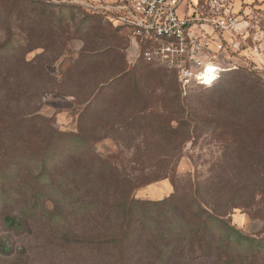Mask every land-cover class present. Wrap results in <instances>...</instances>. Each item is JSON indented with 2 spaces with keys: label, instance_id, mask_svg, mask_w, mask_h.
<instances>
[{
  "label": "rangeland",
  "instance_id": "1",
  "mask_svg": "<svg viewBox=\"0 0 264 264\" xmlns=\"http://www.w3.org/2000/svg\"><path fill=\"white\" fill-rule=\"evenodd\" d=\"M0 1V42L7 41L8 27L11 35L9 48L3 50V54L14 53L16 58L23 53L25 60L31 63L26 96L32 100L33 111L47 118V124L59 133L86 135L89 139L84 145L86 152L106 159L110 167L118 171L119 178H129L126 174L148 176L150 172L161 170L165 163L167 166L173 164V183L169 177L148 183L138 179L136 183H143L132 191L137 199L160 200L173 192L183 196L194 182L201 185L210 182L211 186L223 166H233L240 173L239 186L225 188L227 177L220 180L225 188L220 201L234 200L236 203L224 218L244 235L255 238L260 243L259 255H264V196L254 197L251 193L255 187H264V180L257 178L258 173L262 176L264 172V112L254 108L243 115L239 111L228 115L223 107L208 102L225 96L223 91L228 86L224 82L228 76H222L212 86L193 85L189 92H179L173 71L146 63L148 61L139 57L127 29L112 24L104 14L88 5L75 0L21 1L6 21L3 2H7ZM218 2L223 11L237 17L238 30L229 33L227 54L231 61L244 66L224 73L234 71L230 75H240L242 82L251 79L262 83L264 0ZM27 37L31 49L26 51ZM126 72L127 78L120 82L118 78ZM241 88L234 96L237 93L242 96L238 100L240 104H251ZM132 89L135 95L128 101ZM92 97L96 98L97 105L91 104ZM107 97L111 106L106 113L102 106ZM203 100L208 102L206 106L199 103ZM179 118L192 121L189 126L192 137L182 145L174 137L173 141L160 139L162 133L153 130L155 127H145L147 124H176ZM30 121L26 125L33 126ZM227 122H237L233 135L223 125ZM11 126L7 131L10 139L0 141V165L4 156L19 152L28 144L18 139L14 124ZM153 131L156 138L151 137ZM32 140L29 146L37 141ZM64 148L59 146V156L50 164L60 180L54 186H60L58 190L62 193L63 169L75 168V160L63 168V157L69 153V149ZM229 156L236 157L232 164L227 160ZM19 178L21 183L26 182L20 184L22 192L28 194L26 188H33L32 179ZM50 183L44 181L39 189L35 186L33 189L38 193L43 190L42 194L52 197V202L45 203L50 211L55 204L62 211L49 219L50 222L44 218L40 220L37 214L31 221L29 233L12 231L2 221L4 214L21 207L24 200L16 198L17 204L9 205L0 201V239L7 238L11 250L16 253L9 264H111L90 250L67 253L63 233L68 228L82 234L94 231L91 222L85 226L79 217L69 218L63 224V203L58 202V191H48ZM235 188L237 193L229 190ZM6 191L7 182L0 181V194ZM256 191L259 193L260 189ZM213 200L210 199V203ZM42 202L44 197L36 196L35 203L42 205ZM37 210L40 211L39 207ZM0 264H5L2 258Z\"/></svg>",
  "mask_w": 264,
  "mask_h": 264
},
{
  "label": "trees",
  "instance_id": "2",
  "mask_svg": "<svg viewBox=\"0 0 264 264\" xmlns=\"http://www.w3.org/2000/svg\"><path fill=\"white\" fill-rule=\"evenodd\" d=\"M21 1L27 0L3 2L6 21L9 20L14 6L22 3ZM8 34L7 41L0 42V141L2 138L10 139L7 131L12 129L13 123L18 139L26 140L28 144L21 151L4 156L1 160L0 181L7 182L8 191L0 194V201H4V205L15 204L16 198L25 202L21 207L14 208L13 212L3 215L2 221L7 228L29 233L31 221L37 214H40V220L44 218L50 222L49 219H53L62 211L56 204L50 211L45 203L52 202V197L42 194L43 190L38 193L33 189L34 186L39 189L40 185H44V181L49 180L51 183L48 191H58V202L63 203V224L69 218L79 217L85 226L91 222L94 231L93 234H82L68 228V231L63 233V246L68 248L67 253L90 250L99 258L109 260L111 264H264V255H259L260 243L255 238L244 235L224 218L229 213L227 210L235 207L236 203L234 200L220 199L225 195V188L239 186L238 170L233 166H223V171L217 175L211 186L210 182L207 185L194 182L183 196L173 192L160 200L135 198L132 191L143 181L148 183L169 177L173 183V164L167 166L165 163L161 170L150 172L148 176L144 173L141 177L126 174L129 178H119L118 171L110 167L106 159L86 152L84 145L89 140L86 135H65L51 128L47 124V118L33 111L34 106L30 104L32 100L26 96L30 80L27 72L31 63L25 60L23 53L16 58L14 53L3 54L10 44L9 27ZM28 44L27 37L26 51L31 49ZM142 49L143 46H138V54ZM139 57L141 58L140 55ZM146 63L159 67L151 62ZM231 72L221 73L209 84L212 86L220 81L222 76H228L224 82L228 86L223 91L225 96L210 99L208 102L223 107L228 115L237 111L243 115L250 113L254 108L264 112V80L261 79L262 83L251 79L242 82L240 75H230ZM173 74L176 76L174 72ZM127 75V72L122 74L123 77L118 80L121 82ZM177 86L181 92L179 84ZM241 86V91L249 98L248 102L251 104H240L238 100L242 99V96L238 93L234 96ZM131 92L126 99L128 101L135 95L134 89ZM108 98L102 106L106 113L111 106V100ZM95 99L92 97L91 104L97 105ZM208 102L203 100L199 103L206 106ZM28 120H31L33 126L26 125ZM191 122L190 118L187 121L179 118L176 119V124H147L145 127H155L153 130L158 129L162 133H158L160 139L173 141L174 137L182 145L192 137L189 131ZM223 125L233 135L232 130L237 122H227ZM151 137L156 138L155 131ZM32 138L37 141L29 146ZM60 145L69 149L67 156L63 157V168L66 163L72 164L75 160V168L68 166L66 168L70 170L63 169V193L58 190L60 186H54L56 182H60L56 177L58 173L50 168L54 158L59 156ZM235 159V156H229L227 160L232 164ZM19 177L32 179L34 185L31 190L26 188L28 194L22 192L23 186L20 187V184L26 182L21 183ZM222 177H227L228 184L225 188L221 185ZM257 178L264 180V172L262 176L258 173ZM138 179L143 181L136 183ZM256 189H260V192ZM229 190H233V193L238 191L237 188ZM251 193L254 197L258 194L264 196V187H255ZM201 194L204 197L200 196ZM38 195L44 197L42 205L35 203ZM210 199H214L213 202L210 203ZM15 255L8 239H0V258L5 264H9Z\"/></svg>",
  "mask_w": 264,
  "mask_h": 264
},
{
  "label": "built area",
  "instance_id": "3",
  "mask_svg": "<svg viewBox=\"0 0 264 264\" xmlns=\"http://www.w3.org/2000/svg\"><path fill=\"white\" fill-rule=\"evenodd\" d=\"M188 4L187 0H117L88 6L127 28L136 49L143 46L139 55L173 71L181 92L187 93L193 85H209L222 72L244 67L230 60L224 37L237 32V17L223 11L218 0H208L206 8L194 4L190 14L180 15L179 8Z\"/></svg>",
  "mask_w": 264,
  "mask_h": 264
},
{
  "label": "crops",
  "instance_id": "4",
  "mask_svg": "<svg viewBox=\"0 0 264 264\" xmlns=\"http://www.w3.org/2000/svg\"><path fill=\"white\" fill-rule=\"evenodd\" d=\"M74 1V0H71ZM75 1H79L82 4H86V5H94V6H104V5H112L115 4L117 2V0H75ZM207 1L208 0H193L191 2H189L188 6H181L178 10V13L180 15H188L191 12V6L194 4H198V5H202L205 8L207 7ZM195 28V27H194ZM127 29V28H126ZM127 31L129 32V30L127 29ZM194 31V30H193ZM231 35H229V33H226L224 35L225 40H229ZM131 37V36H130ZM132 38V37H131ZM132 43H134V40L132 39ZM227 43V42H226ZM227 45V44H226ZM264 63V61L262 62Z\"/></svg>",
  "mask_w": 264,
  "mask_h": 264
}]
</instances>
